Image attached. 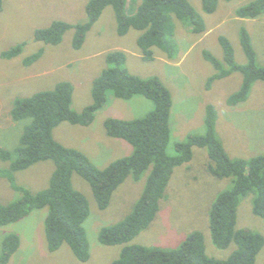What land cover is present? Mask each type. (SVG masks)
Segmentation results:
<instances>
[{
	"label": "rangeland",
	"instance_id": "1",
	"mask_svg": "<svg viewBox=\"0 0 264 264\" xmlns=\"http://www.w3.org/2000/svg\"><path fill=\"white\" fill-rule=\"evenodd\" d=\"M254 0L219 1L217 9L208 13L203 0H189L206 23L204 33L193 31L189 21L174 16V40L178 53L174 59L160 48L155 49L153 60L143 58L137 39L141 31L131 28L120 35L112 6H106L96 23L86 34L81 46H74L76 30L69 28L59 44H48L34 39L39 28L54 21L71 25L87 21L89 0H1L0 1V147L13 150L20 144L24 127L31 119L13 120L10 111L14 100L46 89L62 81L74 86L73 108L81 111L92 102V82L110 66L111 51L123 50L125 67L141 77L158 76L172 93L171 138L168 151L174 143L187 135L206 131L207 107L217 109L215 130L231 157L249 158L264 153V81L257 80L246 101L230 105V96L242 86L244 74L236 71L214 79L218 71L206 57V52L216 56L223 67L224 49L219 40L227 37L239 63L247 62L240 31L246 28L251 35L258 61L264 64V13L256 18H241L236 10ZM133 3L129 2L131 7ZM17 45L21 53L11 59L1 56ZM42 51L33 63L25 60ZM206 51V52H205ZM107 104L98 110L89 125L61 122L53 130L54 138L67 147L84 152L99 168L132 153V145L107 133L108 118L135 119L149 113L154 102L144 95L123 99L110 94ZM210 159L203 147H193V158L188 164L175 167L168 183L160 210L150 225L128 243L107 245L99 241L102 227L113 224L129 214L142 195L149 171L139 179L126 178L112 193L110 204L100 209L89 181L75 172L73 184L88 199L90 214L84 228L90 244V258L81 261L68 244L51 251L45 231L47 207L33 210L15 223L0 226V249L8 234L20 236V246L7 264H111L127 244H143L175 248L192 231L205 236L206 251L215 258L228 257L236 245L227 249L217 248L209 227V212L214 198L232 183L231 177L221 178L208 168ZM10 161L0 158V168H8ZM52 160L40 161L15 172L18 184L32 192L49 185L55 170ZM20 196L7 178L0 179V201L10 203ZM254 195H246L237 209V229L248 228L264 236V219L254 213ZM255 264H264V246L257 254Z\"/></svg>",
	"mask_w": 264,
	"mask_h": 264
},
{
	"label": "trees",
	"instance_id": "2",
	"mask_svg": "<svg viewBox=\"0 0 264 264\" xmlns=\"http://www.w3.org/2000/svg\"><path fill=\"white\" fill-rule=\"evenodd\" d=\"M1 1V0H0ZM221 0H203L204 9L212 13ZM230 1V0H225ZM131 2L133 5L128 6ZM106 6H112L118 22L120 35L131 28L141 31L137 43L143 58L153 60L155 47L167 57L174 59L178 53L174 40V16L193 25V31H206L204 19L197 13L189 0H89L87 21L71 25L54 21L45 28H39L35 40L48 44H59L64 33L74 26V46L83 44L87 32L97 22ZM264 13V0H254L236 10L241 18H256ZM241 42L247 62L235 59L234 49L227 37L219 40L224 49L223 67L220 60L206 52L205 57L218 71L211 77H225L233 72L244 74L241 88L228 100L230 105L246 101L257 80L264 81V64L259 63L252 38L246 28H241ZM23 45H17L1 56L11 59L18 56ZM42 51L25 60L33 63ZM110 66L96 77L92 84V102L81 111L73 108L74 86L68 81L56 84L52 89L40 90L31 96L18 97L10 111L13 120L31 119L24 127L20 144L13 150L0 147V158L10 161L8 168H0V179L7 178L20 196L10 203L0 201V226L15 223L27 217L33 210L47 207L44 219L48 247L51 251L68 244L81 261L90 258V244L84 222L90 214L87 197L73 184L77 172L90 182L100 209L108 207L114 190L126 178L139 180L149 171L146 185L140 198L123 219L104 226L99 231V241L107 245L128 243L155 219L160 210L168 183L175 167L188 164L193 158V147L207 150L209 170L217 177H231L232 183L214 198L209 212V227L217 248L236 247L226 258H215L206 251L203 232H190L175 248L127 244L120 256L111 264H255L257 254L264 246L261 232L248 228L237 229V209L242 197L254 195V213L264 219V153L244 157H231L215 130L217 109L207 107L206 131L192 133L184 140L174 143L173 152L168 151L171 138V91L158 76L141 77L132 74L125 67L126 54L122 50L108 55ZM123 99L144 95L154 102L153 109L141 118H108L105 121L107 133L121 138L132 145V153L116 159L104 168H99L79 149L67 147L53 136V130L61 122L89 125L95 114L110 100V94ZM52 160L56 167L49 185L43 190L32 192L17 183L15 172L26 169L37 162ZM20 236L8 234L2 241L0 264H7L20 246Z\"/></svg>",
	"mask_w": 264,
	"mask_h": 264
},
{
	"label": "clouds",
	"instance_id": "3",
	"mask_svg": "<svg viewBox=\"0 0 264 264\" xmlns=\"http://www.w3.org/2000/svg\"><path fill=\"white\" fill-rule=\"evenodd\" d=\"M123 51V50H122Z\"/></svg>",
	"mask_w": 264,
	"mask_h": 264
}]
</instances>
